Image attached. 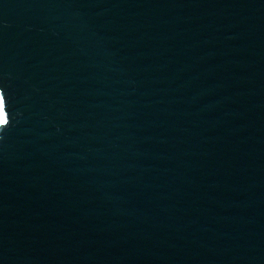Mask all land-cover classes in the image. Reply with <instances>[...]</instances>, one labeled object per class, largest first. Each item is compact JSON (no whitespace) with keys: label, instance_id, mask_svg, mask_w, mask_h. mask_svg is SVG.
Instances as JSON below:
<instances>
[{"label":"water","instance_id":"1","mask_svg":"<svg viewBox=\"0 0 264 264\" xmlns=\"http://www.w3.org/2000/svg\"><path fill=\"white\" fill-rule=\"evenodd\" d=\"M0 264H264V0H0Z\"/></svg>","mask_w":264,"mask_h":264}]
</instances>
